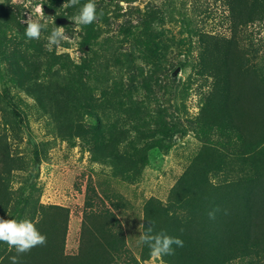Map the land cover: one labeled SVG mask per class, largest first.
I'll use <instances>...</instances> for the list:
<instances>
[{
	"label": "rangeland",
	"instance_id": "rangeland-1",
	"mask_svg": "<svg viewBox=\"0 0 264 264\" xmlns=\"http://www.w3.org/2000/svg\"><path fill=\"white\" fill-rule=\"evenodd\" d=\"M67 2L0 0V218L30 220L46 236L43 246L57 242L62 247L66 233L62 252L67 258L79 254L87 228L88 244L108 253L109 264H169L164 256L152 257L139 237L145 232L149 203L168 202L203 142L193 130L167 136L162 149L149 151L145 165L125 177L116 176L111 166L94 157L93 142L115 141L122 121L138 116L140 131L146 133L137 143L140 148L161 139V135L150 137V130L160 127L162 119L174 123L177 117L196 118L214 78L200 77L192 65L200 51L195 34L229 35L228 9L224 0H94L97 19L79 25L74 17L88 0L72 7H65ZM37 6H42L43 15L35 13ZM30 14L46 25L39 39L25 35L23 21ZM146 23L156 28L163 41L162 58L154 59L134 40L133 34ZM57 26L64 28L66 39L59 46L50 45L48 37ZM94 32L99 33L100 55H113V61L97 68L82 62L89 53L81 45L84 35ZM241 33L250 57L264 62V25L244 26ZM146 54L152 59H143ZM47 58L55 59L57 67L50 69ZM179 60H188L183 69L176 67ZM146 79L150 89L144 90ZM50 86L54 96L45 95ZM68 91H81L83 96L67 100ZM88 112L99 113L105 129L99 130ZM127 137L125 143L135 140L137 133ZM212 138L219 137L216 133ZM231 162L222 161L226 172L245 176L246 171L234 169L232 158ZM88 192L92 208L86 207ZM101 224L100 250L99 241H91ZM143 255L147 260L141 261ZM13 256H17L15 247L0 242V264H12ZM53 257L49 248L36 246L20 254L18 264H50Z\"/></svg>",
	"mask_w": 264,
	"mask_h": 264
},
{
	"label": "trees",
	"instance_id": "trees-1",
	"mask_svg": "<svg viewBox=\"0 0 264 264\" xmlns=\"http://www.w3.org/2000/svg\"><path fill=\"white\" fill-rule=\"evenodd\" d=\"M224 4L228 9L226 22L230 25V34H195L200 51L198 62L192 61V65L198 68L200 77L214 78L200 114L196 118L187 117V120L177 117L174 123L162 119L160 127L150 130V137L161 135V139L140 148L137 143L146 133L140 131L142 118L138 116L129 117L128 123L122 121V132L118 138H113L115 141L103 139L99 142L96 139L93 142L94 157L111 166L115 175L121 177L144 166L147 153L162 149L167 136L183 135L193 130L203 142V149L172 188L168 202L152 201L148 205L145 231L151 226L153 234L163 232L184 242L183 247L172 245L174 254L164 255L169 264H232L236 260H242L241 264H264V62L250 57L241 33L244 26L264 25V3L262 0H224ZM98 35V32L88 33L81 43L85 51L89 50L88 57L82 62L91 63L96 68L100 63L113 61V55H100ZM133 35L139 45L152 52L154 59L165 55L166 50H161L163 41L152 24L146 23L138 34ZM114 59L119 60L116 56ZM143 59L152 58L146 54ZM185 61L188 60H179L176 67L183 69L187 65ZM46 64L50 69L57 67L52 58H47ZM148 81L143 82L146 85L144 90L150 89ZM49 89L45 95L49 96L53 91L51 86ZM10 91L7 86L6 98H9ZM67 93V100L83 96L81 91ZM45 95L43 99H46ZM86 114L96 119L99 130L105 129L106 123L99 113ZM132 131L137 133L136 139L125 143ZM216 133L219 138L213 139L212 134ZM35 153L38 157V148ZM231 158L234 169L246 171L245 176H232L231 170L226 172L222 161L227 160L230 164ZM37 161L40 162L39 158ZM213 176L221 180L214 181ZM93 205L88 192L86 207L92 208ZM214 209L219 211L215 219H209L208 213ZM96 229L91 242L99 241L101 250L103 224L97 225ZM85 231L87 228L83 230L82 249L75 257L67 258L62 252L66 233L62 247L57 242L42 246L49 248V255L54 256L53 262L49 259V263L109 264L111 257L107 258L108 253H101L95 245L88 244L90 241ZM106 249L108 251L109 247ZM145 250L151 252L146 244ZM143 260H147L145 255L141 257Z\"/></svg>",
	"mask_w": 264,
	"mask_h": 264
},
{
	"label": "clouds",
	"instance_id": "clouds-1",
	"mask_svg": "<svg viewBox=\"0 0 264 264\" xmlns=\"http://www.w3.org/2000/svg\"><path fill=\"white\" fill-rule=\"evenodd\" d=\"M16 0H13L15 3ZM79 3V0H68L65 7H72ZM35 13L43 15L42 6H37ZM97 19L96 4L94 0H88L84 4L79 13L74 17V21L79 25H90ZM27 25L25 35L29 39H39L42 29L46 27L34 20L32 15H28L23 21ZM66 36L64 28L57 26L52 30L48 37L50 45L59 46L61 41L65 40ZM219 209H214L208 213L209 219H215L216 212ZM0 242L6 243L9 247H15L17 256L11 257L12 264H18V256L30 252L36 246H43L47 242L45 235H42L30 220L24 219L16 221L14 219L0 218ZM141 244H146L151 250V256L160 258L164 255L174 254L172 245L183 247V241L178 237H170L167 234L160 232L153 234V227L149 226L147 231L143 232L139 237Z\"/></svg>",
	"mask_w": 264,
	"mask_h": 264
}]
</instances>
